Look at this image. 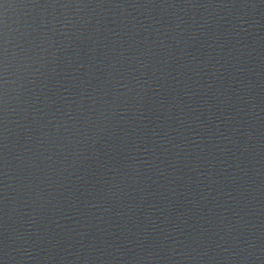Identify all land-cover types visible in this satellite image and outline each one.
Listing matches in <instances>:
<instances>
[{
	"label": "water",
	"instance_id": "obj_1",
	"mask_svg": "<svg viewBox=\"0 0 264 264\" xmlns=\"http://www.w3.org/2000/svg\"><path fill=\"white\" fill-rule=\"evenodd\" d=\"M0 264H264V0H0Z\"/></svg>",
	"mask_w": 264,
	"mask_h": 264
}]
</instances>
